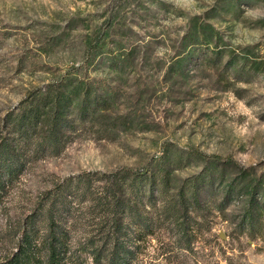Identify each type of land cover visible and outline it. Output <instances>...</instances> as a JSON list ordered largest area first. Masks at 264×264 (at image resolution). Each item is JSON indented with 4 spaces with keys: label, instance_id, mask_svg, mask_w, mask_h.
Here are the masks:
<instances>
[{
    "label": "rangeland",
    "instance_id": "rangeland-1",
    "mask_svg": "<svg viewBox=\"0 0 264 264\" xmlns=\"http://www.w3.org/2000/svg\"><path fill=\"white\" fill-rule=\"evenodd\" d=\"M72 66L114 94L118 126L22 175L0 207V250L8 216L54 176L167 155L173 183L207 175V207L190 246L162 229L136 264H264V0H0V116Z\"/></svg>",
    "mask_w": 264,
    "mask_h": 264
},
{
    "label": "trees",
    "instance_id": "trees-1",
    "mask_svg": "<svg viewBox=\"0 0 264 264\" xmlns=\"http://www.w3.org/2000/svg\"><path fill=\"white\" fill-rule=\"evenodd\" d=\"M208 39L198 36L184 51ZM78 70L31 90L0 116V207L35 162L60 155L82 131L102 137L117 128L114 94ZM205 178L173 183L167 155L142 168L56 175L27 210L8 216L0 264H136L149 239L168 228L190 246L194 213L207 207Z\"/></svg>",
    "mask_w": 264,
    "mask_h": 264
}]
</instances>
